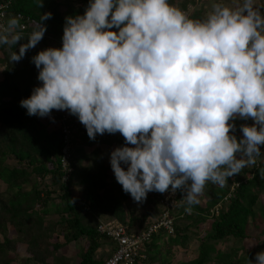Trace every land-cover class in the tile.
Wrapping results in <instances>:
<instances>
[{"label":"clouds","instance_id":"clouds-1","mask_svg":"<svg viewBox=\"0 0 264 264\" xmlns=\"http://www.w3.org/2000/svg\"><path fill=\"white\" fill-rule=\"evenodd\" d=\"M51 17L41 15L10 63L36 47ZM22 40L19 17L0 23V46ZM32 62L42 83L20 106L39 117L66 110L90 139L119 132L125 146L110 164L135 202L180 190L191 213L208 183L223 187L264 159V11L256 0L213 3L204 19L169 0H89L83 15L65 18L62 47ZM237 118L254 121L240 139Z\"/></svg>","mask_w":264,"mask_h":264},{"label":"trees","instance_id":"trees-1","mask_svg":"<svg viewBox=\"0 0 264 264\" xmlns=\"http://www.w3.org/2000/svg\"><path fill=\"white\" fill-rule=\"evenodd\" d=\"M8 1L11 5L6 12L5 23L9 18L20 15V23H25L27 29L25 40L15 47L0 46V182L4 186L0 192V264H65L66 259H58L57 252L80 238H84L87 245L76 264H104L110 252L104 255L103 243L111 244V241L97 232L95 217L115 219L130 230L140 232L153 223L148 213L138 215L136 206L127 207L133 199L120 188L119 183L118 187L108 183L110 175H115L110 161L104 159L102 144L109 139L108 135L117 133H105L103 138L90 139L85 126L73 115L69 122L71 130L75 128V137L72 133L73 173L64 183L59 167L61 130L59 127L56 130L51 128L54 121L60 120L63 111L52 110L46 117L29 116L27 110L20 106V101L30 97L33 89L42 83L37 79L39 70L32 57L49 48L51 41L62 47L65 18L83 15L89 0H82L78 8L69 7L64 12L60 10L62 2L57 0H43L41 8L36 0H0V3ZM186 6L182 1L180 8ZM45 12H51L52 17L43 22L47 29L43 39L20 61L10 63L11 52H19L20 44L27 42V36ZM189 17L205 18L200 11ZM75 121L79 124L78 130ZM232 123L235 124L234 135L240 139L243 135L241 126H251L254 121L237 118ZM110 143L115 145V150L125 146V139L120 134L115 142H111L110 136ZM76 145L81 149L74 153ZM85 146L90 147L87 154L84 153ZM261 150H264V145ZM83 162L87 165H82ZM121 166L126 170V165ZM262 170L264 159H258L255 166L228 178L223 187L208 183L203 204L193 205L191 213L185 211L188 205L182 200L184 193L177 190L176 198L181 208L177 207L172 213L174 234L160 231L153 235L140 249L134 264H174L172 247L177 244L184 248L191 237L197 236L198 227L208 219L211 223L199 241L197 256L192 260H178L175 264H249V261L255 264L256 253L264 251ZM75 182L78 195L74 198L72 187ZM163 194L158 192L156 197L147 196V204L159 206ZM217 205L220 206L217 214L210 215ZM8 225L10 229L7 231ZM58 226H61L60 231ZM249 227L256 230V243L252 249L245 250L243 243L252 238ZM222 245L225 246L223 251ZM19 252H23V256L20 257Z\"/></svg>","mask_w":264,"mask_h":264},{"label":"rangeland","instance_id":"rangeland-1","mask_svg":"<svg viewBox=\"0 0 264 264\" xmlns=\"http://www.w3.org/2000/svg\"><path fill=\"white\" fill-rule=\"evenodd\" d=\"M57 1H60L63 4L60 8L61 12H64L69 7L78 8L83 3L82 0L81 1L80 0H70V1L69 0H57ZM182 1H183V3L186 2V5H187L186 8H184V9L180 8V4ZM216 2H220L224 5L229 6V7H235L238 0H171L170 4L174 5L175 7L180 8L181 10L186 12L188 15L193 14L195 11H197V12L200 11L203 14V16L206 17L208 12L211 10V5L213 3H216ZM263 3H264V0H256V4L259 7ZM115 30H118V29H116V28L112 29V31H115ZM51 42L52 43H49V47L60 48L55 42H53V41H51ZM0 71H1V68H0ZM56 111L60 112L58 110H56ZM61 111H64V110H61ZM58 124H59V120L54 121L53 126L51 128L56 130V128L59 127ZM74 125H76V129L78 130L79 124L77 121L74 122ZM74 131H75V128H73V131H72L73 137H75ZM75 134H76V132H75ZM104 135L105 134H103V135L97 134L96 137L102 136V138H103ZM108 136H109V139H107V140L105 139L106 140L105 142H103V140H102V142L104 143V144H102V146H103V149H105L104 159L107 162L110 161V155H108V153H111V150L115 146L114 144L110 143V136H111V142H112V140H113V142H115L120 137V133L117 132V134H115V135H108ZM108 136H106V137H108ZM89 148L90 147L85 146L84 147V151H85L84 153L87 154L90 150ZM80 149H81L80 145H76V148L74 149V153H76V151L80 150ZM261 154H262V158H263L264 157V150H261ZM79 157H81V156L79 155ZM76 163L79 164L78 162H76ZM82 165H87V163L83 162ZM245 177H248V176H245ZM108 183H109V185L110 184L112 185L114 183V185L116 186L118 182L116 181L115 176L113 177L110 175V178L108 179ZM73 186L74 187H72V189H73L72 196L75 198L78 195L77 191L75 190L76 189V187H75L76 182L74 183ZM116 187H118V186H116ZM211 187H213V186L211 185ZM120 188H122V186ZM3 189H4V186L0 182V192H2ZM117 189H119V188H117ZM206 191L207 190H204L203 196H201L199 198L200 204H203V199H204V195H205ZM157 194H158V192H149V194L147 196L149 198H152L154 196L156 197ZM166 194L167 193L163 194V197L166 196ZM228 197H229V195L226 196V198L224 199V202ZM149 198H147V199L149 200ZM147 199L145 201H143L142 203H138V202H135L133 200L131 203L127 204V207L128 206H130V207L136 206L137 211H138V215L148 213L150 220L155 221L159 216V206H156V205L153 206V205H151V203L147 204L149 202ZM262 202H264V196L263 195H262ZM134 203H136V204H134ZM179 206H181V204L177 202V207H179ZM177 207L174 209L173 213L176 212ZM179 208H181V207H179ZM215 208L211 210L210 215H213V214L216 215L220 206L217 205ZM56 219H57V217L54 216L53 220L56 221ZM110 220H115V219H110ZM179 223H182V222H179ZM210 223H211V219L203 221V224L198 227L197 236L193 237V238L191 237L190 240L187 243H185L186 246L183 245L184 248L177 245V244L172 247L171 254L175 258V260L173 262L174 264L178 260H192L197 256V253H198L197 247H198L199 241L204 237L206 229L209 228ZM121 224H123V223H121ZM123 225H126V224H123ZM9 229H10V226L8 225L7 231ZM60 229H61V226H58L57 230L60 231ZM248 229L252 233V238L243 243V247L245 250L252 249L256 243V241L254 240V239H256V236L254 235L256 230H254L251 227H249ZM57 239H60V238H57ZM0 241H2L1 235H0ZM86 245H87V241L84 238H80L77 241H74L73 243L68 244L61 251H58L56 256L58 259L64 257L66 259L65 264H76V261L78 260L79 254L85 248ZM111 248L112 247H111L110 242H107V244L103 243L102 251H103V253H105L104 255H106V253L110 252ZM224 249H225V246L222 245L221 250L223 251ZM23 254H24L23 252H19L20 257L23 256ZM12 264H15V262ZM234 264H237V263L235 262Z\"/></svg>","mask_w":264,"mask_h":264},{"label":"built area","instance_id":"built-area-1","mask_svg":"<svg viewBox=\"0 0 264 264\" xmlns=\"http://www.w3.org/2000/svg\"><path fill=\"white\" fill-rule=\"evenodd\" d=\"M10 5V1L0 3V23H5L6 12ZM260 8L264 11V3ZM18 17L22 19L20 15H18ZM25 19L26 21L28 20V18ZM21 25H23L24 34L27 26L25 23H21ZM72 117L73 115L64 110L59 120L62 138L59 167L62 172V181L64 183L69 181L73 173V167L71 165L73 159L72 130L69 123ZM176 196V192L172 193L169 191L166 196L159 200L161 212L158 218L142 232L130 230L128 226L121 224L117 220L97 218V232L109 239L112 247L110 249V255L105 260L104 264H134L140 249L145 243L150 241L153 235L158 234L160 231L173 235L175 229L172 213L177 207Z\"/></svg>","mask_w":264,"mask_h":264},{"label":"crops","instance_id":"crops-1","mask_svg":"<svg viewBox=\"0 0 264 264\" xmlns=\"http://www.w3.org/2000/svg\"><path fill=\"white\" fill-rule=\"evenodd\" d=\"M53 126V124L51 125V127Z\"/></svg>","mask_w":264,"mask_h":264}]
</instances>
